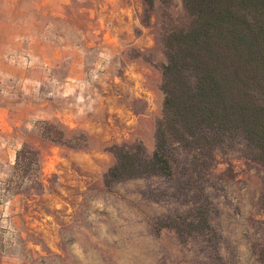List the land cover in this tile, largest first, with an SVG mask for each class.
I'll return each instance as SVG.
<instances>
[{
	"label": "rangeland",
	"instance_id": "rangeland-1",
	"mask_svg": "<svg viewBox=\"0 0 264 264\" xmlns=\"http://www.w3.org/2000/svg\"><path fill=\"white\" fill-rule=\"evenodd\" d=\"M120 4L131 5L133 12L117 10L106 0H73L58 19L55 33L80 44L81 56L75 61L70 50L53 70L57 78L80 77V89L76 96H65L61 84L47 83L39 98L55 112L75 108L72 102L87 108L79 123L88 127L55 124L84 134L87 149L41 143L36 130L25 133L41 151L37 177L42 187L29 182L21 189L10 186L19 196L25 225L14 241L0 238V264H257L248 238L253 237L252 221L264 220L258 208L264 174L238 145L220 149L205 172L196 171L194 152L176 149L175 176L104 187L103 175L115 161L109 146L142 141L148 153L154 150L164 100L163 11L173 17L183 12L177 0L153 10L141 0ZM38 71L47 74L44 65ZM13 85L17 93L18 80ZM192 177V184L185 185ZM202 190L211 202L213 231L180 244L161 223L192 210Z\"/></svg>",
	"mask_w": 264,
	"mask_h": 264
},
{
	"label": "trees",
	"instance_id": "trees-1",
	"mask_svg": "<svg viewBox=\"0 0 264 264\" xmlns=\"http://www.w3.org/2000/svg\"><path fill=\"white\" fill-rule=\"evenodd\" d=\"M141 1L153 10L156 5L167 9L175 0ZM177 1L183 12L173 17L164 10L162 16L164 100L154 150L148 153L142 141L109 146L115 161L103 175L106 189L135 179L175 176L176 149L194 152L196 171L201 173L211 167L220 149L238 145L264 174V0ZM35 130L41 143L87 149L84 134L48 121L37 122ZM31 138L17 152L7 191L14 183L17 189L26 182L42 187L37 177L41 151L32 146ZM200 199L189 212L161 223L180 244L213 231L211 202L204 190ZM258 208L264 216V191ZM251 227L250 254L257 264H264V220H253Z\"/></svg>",
	"mask_w": 264,
	"mask_h": 264
},
{
	"label": "crops",
	"instance_id": "crops-1",
	"mask_svg": "<svg viewBox=\"0 0 264 264\" xmlns=\"http://www.w3.org/2000/svg\"><path fill=\"white\" fill-rule=\"evenodd\" d=\"M106 1L124 13L133 12L131 5H119L122 0ZM72 3L73 0H0V227L9 226L17 233L25 225L20 217L23 208L18 195L3 190L13 177L17 152L27 140L25 133L35 130L38 120L88 127L87 122L79 123L84 120V111H88L86 107L72 102L69 106L75 108L55 112L50 102L39 98L41 86L47 83L61 84L65 96L79 92L80 77L68 74L64 79L57 78L53 70L63 65L70 50L74 51L75 61L81 56L80 44L55 33L59 30L58 19ZM43 65L47 74L38 71ZM26 68L29 74L24 73ZM13 79L18 80L17 93L11 91Z\"/></svg>",
	"mask_w": 264,
	"mask_h": 264
},
{
	"label": "built area",
	"instance_id": "built-area-1",
	"mask_svg": "<svg viewBox=\"0 0 264 264\" xmlns=\"http://www.w3.org/2000/svg\"><path fill=\"white\" fill-rule=\"evenodd\" d=\"M13 89H15L16 85L11 86ZM5 189L3 190V193H5ZM0 235L2 236V238L4 240H6L7 238L10 240V242L14 241V237H15V231L9 227V226H3L0 227Z\"/></svg>",
	"mask_w": 264,
	"mask_h": 264
}]
</instances>
